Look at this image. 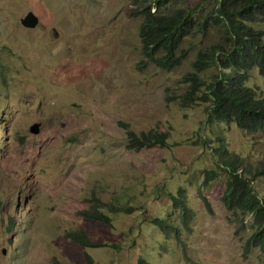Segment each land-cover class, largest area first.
<instances>
[{"label":"rangeland","instance_id":"374dc122","mask_svg":"<svg viewBox=\"0 0 264 264\" xmlns=\"http://www.w3.org/2000/svg\"><path fill=\"white\" fill-rule=\"evenodd\" d=\"M28 12L33 29L20 23ZM139 26L131 0H0V264H264L257 249L243 256L250 230L236 232L220 201L227 173L215 164L223 145L254 171L264 164V134L208 125L209 104L180 102L184 76L199 51L220 42L217 31L187 38L185 58L167 72L142 65ZM218 72L202 78L210 84ZM246 86L264 98L256 69ZM150 130L166 133L167 147L127 149L128 131ZM208 171L216 179L203 186ZM253 185L264 196V178ZM178 188L194 213L181 242L150 223H179L169 199ZM91 197L133 211L104 226L81 216ZM71 232L107 247H82Z\"/></svg>","mask_w":264,"mask_h":264},{"label":"trees","instance_id":"16d2710c","mask_svg":"<svg viewBox=\"0 0 264 264\" xmlns=\"http://www.w3.org/2000/svg\"><path fill=\"white\" fill-rule=\"evenodd\" d=\"M174 1L131 0L134 16L140 19L142 65L150 64L170 72L185 58L186 52L181 46L187 38L196 34L204 36L210 30H216L220 42L199 51L191 72L184 76V83L190 85L181 96V105L189 108L198 102L209 104L205 110L206 124H235L248 134H264V98H259L253 89L246 86L251 70L256 69L264 76V30L253 28V25L264 27V0H200L193 8L168 9ZM211 3L210 12L203 14V7ZM211 67H216L219 72L209 84L202 74ZM3 75L0 68V76ZM201 88L206 92L198 94ZM127 137V149L135 151L153 146L167 147L169 138L157 130L139 134L128 131ZM215 152L218 155L215 164L227 173L220 201L230 212L237 233L250 230L244 241L243 256L247 257L253 249L264 253V196H260L252 186L256 179L264 178V164L253 171L251 167H245L237 155L229 154L223 145ZM215 179V171L206 172L203 186H208ZM200 197L209 210L206 198L201 194ZM169 199L178 213L179 223L170 218H156L150 223L166 240L174 237L181 242L184 231L190 229L194 213L187 205L185 189L178 188ZM89 203L91 206L81 211V216L109 227L112 226L111 214L133 211L114 202H103L100 198L91 197ZM247 217H250V224L245 222ZM67 238L82 247H107L93 245L83 232L68 233ZM137 264L149 263L140 258Z\"/></svg>","mask_w":264,"mask_h":264},{"label":"water","instance_id":"95a60500","mask_svg":"<svg viewBox=\"0 0 264 264\" xmlns=\"http://www.w3.org/2000/svg\"><path fill=\"white\" fill-rule=\"evenodd\" d=\"M20 23L23 27L33 29L37 26L38 20L32 12H28L21 20ZM39 123H35L29 127V133L37 135L39 133Z\"/></svg>","mask_w":264,"mask_h":264},{"label":"clouds","instance_id":"9594fccd","mask_svg":"<svg viewBox=\"0 0 264 264\" xmlns=\"http://www.w3.org/2000/svg\"><path fill=\"white\" fill-rule=\"evenodd\" d=\"M33 125V124H32Z\"/></svg>","mask_w":264,"mask_h":264}]
</instances>
